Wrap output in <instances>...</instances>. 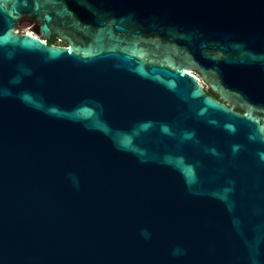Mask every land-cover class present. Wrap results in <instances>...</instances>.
<instances>
[{"label":"water","instance_id":"obj_1","mask_svg":"<svg viewBox=\"0 0 264 264\" xmlns=\"http://www.w3.org/2000/svg\"><path fill=\"white\" fill-rule=\"evenodd\" d=\"M0 264H264V0H0Z\"/></svg>","mask_w":264,"mask_h":264},{"label":"flooded vegetation","instance_id":"obj_2","mask_svg":"<svg viewBox=\"0 0 264 264\" xmlns=\"http://www.w3.org/2000/svg\"><path fill=\"white\" fill-rule=\"evenodd\" d=\"M24 25H27L28 27H29V29L30 30H33V22L32 21H30V20H27V19H25V20H20L18 23H17V25H16V28H15V32H17V33H25V32H28L27 30H25L24 28H23V26ZM29 32H31V31H29ZM205 91H206V93H208L209 95H211L208 91H207V89H205ZM213 98H216V97H214L213 95H211Z\"/></svg>","mask_w":264,"mask_h":264},{"label":"trees","instance_id":"obj_3","mask_svg":"<svg viewBox=\"0 0 264 264\" xmlns=\"http://www.w3.org/2000/svg\"><path fill=\"white\" fill-rule=\"evenodd\" d=\"M49 44H57L56 42H57V39H56V37L54 36V35H52L49 39H48V41H47ZM208 91V90H207ZM211 95H213L214 97H216V95L215 94H213L212 92H210V91H208Z\"/></svg>","mask_w":264,"mask_h":264},{"label":"rangeland","instance_id":"obj_4","mask_svg":"<svg viewBox=\"0 0 264 264\" xmlns=\"http://www.w3.org/2000/svg\"><path fill=\"white\" fill-rule=\"evenodd\" d=\"M23 28H24L25 30H27L28 32L31 31V33H32V30H30L29 27H28L27 25H24ZM56 43H57L58 45H62V42H60V41H58V40H57Z\"/></svg>","mask_w":264,"mask_h":264}]
</instances>
